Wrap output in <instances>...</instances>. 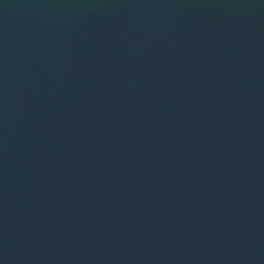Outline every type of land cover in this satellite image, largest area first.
<instances>
[{
    "label": "water",
    "instance_id": "1",
    "mask_svg": "<svg viewBox=\"0 0 264 264\" xmlns=\"http://www.w3.org/2000/svg\"><path fill=\"white\" fill-rule=\"evenodd\" d=\"M0 264H264V0H0Z\"/></svg>",
    "mask_w": 264,
    "mask_h": 264
}]
</instances>
